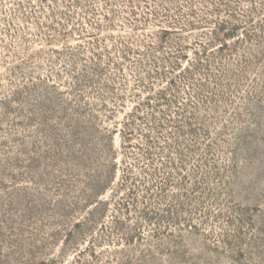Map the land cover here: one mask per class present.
Here are the masks:
<instances>
[{
	"label": "rangeland",
	"instance_id": "374dc122",
	"mask_svg": "<svg viewBox=\"0 0 264 264\" xmlns=\"http://www.w3.org/2000/svg\"><path fill=\"white\" fill-rule=\"evenodd\" d=\"M0 264H264V0H0Z\"/></svg>",
	"mask_w": 264,
	"mask_h": 264
}]
</instances>
